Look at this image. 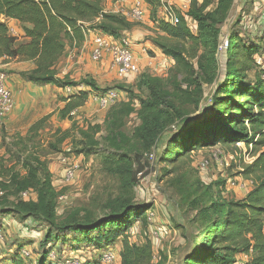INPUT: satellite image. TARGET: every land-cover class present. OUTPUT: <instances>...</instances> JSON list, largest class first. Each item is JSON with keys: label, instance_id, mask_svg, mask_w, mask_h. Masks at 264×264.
<instances>
[{"label": "rangeland", "instance_id": "obj_1", "mask_svg": "<svg viewBox=\"0 0 264 264\" xmlns=\"http://www.w3.org/2000/svg\"><path fill=\"white\" fill-rule=\"evenodd\" d=\"M180 4L177 1L171 7L185 13L188 7L181 11ZM242 4L243 0H232L224 16L216 64L211 61L210 50L202 43L198 45L195 58L186 53L184 62L177 64L154 44L158 40L169 48L173 42L160 39L163 35L157 32L153 17L141 22L125 17L132 27L121 37L129 41L138 60L137 74L125 77L116 74L110 59L99 62L90 59L93 36L104 33L86 26L89 29L84 33V37H89L86 43L84 38L77 48L67 46L60 65L56 66L57 77L80 85L70 93L78 90L89 93L85 105L70 114L72 122L61 119L62 100L69 94L65 89L61 93L57 91L59 88L48 85L41 90H30L29 99L21 101L18 109L13 95V110L0 120V210L6 212L0 215V264H12V257L21 264H38L45 237L50 234L52 239L56 235L52 227L25 218V206L38 203L43 207L46 199L54 204V223L58 227L85 224L118 214L124 204L146 206L147 210L125 236L136 245L146 240L151 243L150 264H185V257L202 233L200 209L214 200H243L252 189L251 181L240 175L241 167L252 163L253 155L259 151L252 144L246 146L238 142L235 150L221 144L196 147L173 162L162 163L159 159L169 136L201 119L202 111L216 93L217 84L225 77L227 49L219 51L225 36L229 40L231 33L239 34V64L248 66L242 73L246 81L255 82L262 77L264 49L258 42L262 38L249 37V26L243 20L247 8H241ZM148 6L150 14L154 10L156 21H164L163 11L156 14L158 7ZM164 7L169 5L164 4ZM186 21L191 32L197 35L196 24L189 18ZM22 26L17 32L9 28L17 44L27 42ZM255 40L258 41L255 43ZM245 42H251L250 47L257 49L252 57L247 54V59ZM180 45L186 50L189 48V43L172 46ZM29 68L28 63L19 66L25 72ZM0 72L6 78L12 73L4 68H0ZM17 74V90L22 92L24 80ZM85 81L94 82L98 92L85 87ZM145 82L159 90L166 105L149 109L142 106L141 101L149 96ZM116 86L123 87V91L112 90ZM108 89L115 93L116 101L101 108L97 98ZM151 119L162 129L156 130L152 144L146 146L138 134ZM60 158H65L69 166H76L74 178L69 182L64 179L65 167L60 164ZM148 210L154 214L152 221L147 219ZM67 238L71 239V234ZM120 240H117L118 245L114 242L110 248L99 251L86 244L76 247L72 242L63 247L53 239L46 246L50 250L45 261L46 264H66L67 261L80 264L87 258L100 259L104 252L111 250L115 255L111 264H118ZM22 251L29 253V257H21L19 252ZM235 260L236 264L250 259L238 254Z\"/></svg>", "mask_w": 264, "mask_h": 264}, {"label": "trees", "instance_id": "obj_2", "mask_svg": "<svg viewBox=\"0 0 264 264\" xmlns=\"http://www.w3.org/2000/svg\"><path fill=\"white\" fill-rule=\"evenodd\" d=\"M144 1L151 7L161 6V0ZM231 1L190 0L185 13L175 11L178 23L174 26L163 20L156 21L155 12L152 10V21L156 24L157 32L164 37L160 39L173 42L169 48L158 40H155L154 44L164 55L179 64L184 62L186 53L195 58L198 45L202 43L210 50L211 61L216 64L220 27ZM1 18L15 20L24 25L22 32L27 42L17 44L16 39L9 34V27L1 22ZM186 18L196 24L197 35L191 32ZM86 26L91 30L120 38L123 32L130 30L132 24L123 15L105 12L102 0H0V60L5 63L16 60L32 64L29 71L19 75L26 83L36 87L50 85L63 90L76 89L79 84L57 77L56 64L64 55L67 46L77 48L84 41V33L86 29L89 30ZM238 35L236 32L230 34L226 50L225 77L217 84L214 97L209 99L206 115L201 114L198 122L195 121L169 136L159 158L162 163H169L196 147L216 144L231 150L236 149L235 144L238 142L259 148L253 155V162L241 167L240 175L252 183V189L244 199L214 200L200 209L202 233L185 257V264H235L238 254L249 256L250 260L245 264H264V80L260 78L249 82L243 77L242 73L248 66L239 64L241 57ZM177 43H189V48L186 50L181 45L172 46ZM250 45L251 42L244 44L246 59L247 54L252 57L257 50L255 46ZM83 84L98 92L94 82L85 81ZM144 85L149 96L145 101H141L143 107L149 109L166 105L156 87L146 82ZM123 89L116 86L112 90ZM109 91L103 90L102 94ZM88 97L86 90L66 95L62 100L64 106L60 110L61 119L72 122L70 114L82 108ZM157 129L159 131L162 128L158 127L156 121L147 120L138 136L149 146L156 137ZM25 209V218H31L32 223L39 221L52 227L56 235V238L52 239L50 234L45 237L38 264H46L45 258L50 250L46 246L53 239L63 247L72 242L76 247L86 244L103 251L121 238L119 264H150L152 261L153 251L148 240L136 245L125 236L126 231L132 228L147 210L146 206L124 204L118 214L64 227H58L54 223L55 208L52 200L46 199L43 207L38 203H31L29 207L25 206ZM11 213L17 214L14 211ZM1 214L6 212L0 210ZM70 234L71 239L67 238ZM12 258V264H21L16 257ZM81 264L101 262L99 258H87Z\"/></svg>", "mask_w": 264, "mask_h": 264}, {"label": "built area", "instance_id": "obj_3", "mask_svg": "<svg viewBox=\"0 0 264 264\" xmlns=\"http://www.w3.org/2000/svg\"><path fill=\"white\" fill-rule=\"evenodd\" d=\"M117 1V0H116ZM259 4L260 18L264 20V0H257ZM187 8V6H184ZM166 22L171 25L178 23V18L175 11L171 6L165 8ZM130 20L135 22H141L143 20V10L140 1H134L126 14ZM223 38V37H222ZM228 47V38L225 36L221 44L219 45V51L224 52ZM104 58L110 59L112 66L115 68L116 74L119 77H125L127 75H135L138 72V60L132 52L131 45L128 40L123 37L113 38L104 34L96 33L92 39V48L90 52V59L94 62H99ZM264 80V74L261 77ZM6 75L0 72V120L5 118L14 108L13 94L6 84ZM66 92L70 93L71 89L66 88ZM116 101V95L113 92H107L100 98H97V102L101 108L108 107ZM60 164L64 169V179L69 182L73 180L75 175L76 166H69L65 158H60ZM62 199V198H60ZM147 211V219L152 221L154 214ZM2 241V235L0 233V242ZM19 255L23 258L29 257V253L26 251L19 252ZM115 259V255L111 250L104 252L100 258L101 264H111ZM52 261V260H51ZM66 264H79L77 261H67ZM81 264V263H80ZM245 264V263H236Z\"/></svg>", "mask_w": 264, "mask_h": 264}, {"label": "crops", "instance_id": "obj_4", "mask_svg": "<svg viewBox=\"0 0 264 264\" xmlns=\"http://www.w3.org/2000/svg\"><path fill=\"white\" fill-rule=\"evenodd\" d=\"M177 1H179L181 3L180 4L181 7L179 8L181 11H182V9H187V8H184V6L188 7V3H189L188 0H161V6L158 7V9L156 10V14H159L163 11L161 15H165L164 4L171 6L173 4H177ZM133 2H134V0H117V1L116 0H104V2L102 0V5H103V9L105 12L120 14V15H123L124 17H126L127 11L129 12V9L131 7L130 5H132ZM140 2L142 5V10H143V20L149 21L150 8L144 0H141ZM127 7H129V8H127ZM125 8H127L126 11L123 10ZM241 8H247V10H246L247 14L243 13V16H244L243 20L245 22V25L249 26V31H250L249 37L252 40H253V38L261 37L262 38L261 41L255 40L253 42L256 43L258 41L259 44H261L260 47H262L264 49V20L260 18L258 1L257 0H243V4H242ZM175 9L178 10V8H175ZM164 17H165L164 21H166V16H164ZM1 22L5 23L10 28V30H12V31L17 32L18 29H20V31H21V23L15 21V20L1 18ZM88 38L89 37L85 35V43H86ZM91 44H92V42H91ZM141 46H143V45H141ZM62 58H63V56L58 60V62L56 64L57 67L60 65V61H62ZM1 61L2 60H0V68H4L6 70L12 71V73L10 74V77H7L6 84L14 95L16 109H18L20 107V103H22L24 99H29V95H27V93L30 90H33V89H35V90L40 89L41 90V89H44L46 87V86L36 87L30 83H26L25 81H22L23 80L22 79L21 81L24 82L23 83L24 84V86H23L24 91L21 92L20 90H17V88H18V85L16 84V82L18 81V80H16V77L18 76L17 73L25 72L24 70L22 71L21 69H19V66H21V64L24 65L27 63H20V62L17 63L15 61H7L5 63V62H1ZM262 65L264 67V63ZM28 67H30L29 68V70H30L32 68V64L28 63ZM15 71H17V72H15ZM58 78L63 79L60 76ZM14 91H16V92H14ZM57 91H60L61 93H63L64 90L58 89ZM24 101H26V100H24ZM117 245H118V242H117ZM119 247L121 249L120 242H119ZM120 249H119V251H120ZM7 260L8 259H5V261H7ZM118 264H119V262H118Z\"/></svg>", "mask_w": 264, "mask_h": 264}, {"label": "water", "instance_id": "obj_5", "mask_svg": "<svg viewBox=\"0 0 264 264\" xmlns=\"http://www.w3.org/2000/svg\"><path fill=\"white\" fill-rule=\"evenodd\" d=\"M208 108H209L208 105L204 108V110L202 111V114H203V115H206Z\"/></svg>", "mask_w": 264, "mask_h": 264}]
</instances>
